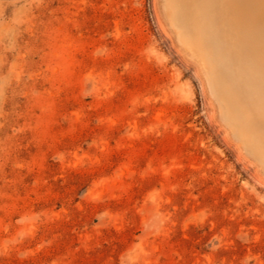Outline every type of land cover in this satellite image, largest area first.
<instances>
[{"label": "rangeland", "instance_id": "374dc122", "mask_svg": "<svg viewBox=\"0 0 264 264\" xmlns=\"http://www.w3.org/2000/svg\"><path fill=\"white\" fill-rule=\"evenodd\" d=\"M238 99L164 0H0V264H264Z\"/></svg>", "mask_w": 264, "mask_h": 264}, {"label": "bare ground", "instance_id": "6f19581e", "mask_svg": "<svg viewBox=\"0 0 264 264\" xmlns=\"http://www.w3.org/2000/svg\"><path fill=\"white\" fill-rule=\"evenodd\" d=\"M164 12L223 95L244 98L243 115L228 123L264 165V0H164Z\"/></svg>", "mask_w": 264, "mask_h": 264}]
</instances>
